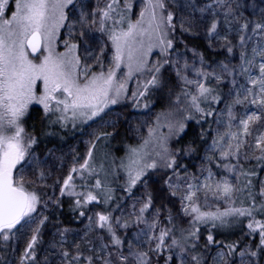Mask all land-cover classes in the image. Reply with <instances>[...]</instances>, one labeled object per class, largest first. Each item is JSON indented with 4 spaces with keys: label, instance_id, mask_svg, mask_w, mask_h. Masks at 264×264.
<instances>
[{
    "label": "snow or ice",
    "instance_id": "6c2138e0",
    "mask_svg": "<svg viewBox=\"0 0 264 264\" xmlns=\"http://www.w3.org/2000/svg\"><path fill=\"white\" fill-rule=\"evenodd\" d=\"M134 7L135 0H14V6L0 0V264H264V180L257 188L253 179L264 170V131H258L264 128V7L247 0H140L138 13ZM177 28L203 37L224 58L213 65L195 44L181 52ZM154 50L159 58L152 61ZM173 72L177 91L169 86ZM156 95L167 106L137 124V142L115 156L107 145L115 134L102 130L115 122L104 119L105 110L131 101L150 112ZM33 104L42 106L45 127L100 124L62 183H46L52 172L36 153L39 136L23 126ZM208 117L217 128L211 144L203 128L199 133L206 163L199 175L189 173L181 159L196 148L182 144L183 134L189 121ZM150 172L163 174L164 199L178 200V208L156 205ZM118 181L132 200L130 211L115 195ZM56 184L72 198L69 224L81 217L87 224L60 227L57 220L41 259L51 223L44 213L50 203L62 206L59 198L45 199L44 190ZM141 184L137 197L133 190ZM94 204L104 210L91 211ZM236 228L234 240L214 235ZM21 240L22 250L10 243Z\"/></svg>",
    "mask_w": 264,
    "mask_h": 264
},
{
    "label": "trees",
    "instance_id": "16d2710c",
    "mask_svg": "<svg viewBox=\"0 0 264 264\" xmlns=\"http://www.w3.org/2000/svg\"><path fill=\"white\" fill-rule=\"evenodd\" d=\"M170 2H171V0H170ZM201 2H203V0H201ZM247 2L249 4L256 3L257 5L264 7V4L261 3V0H247ZM139 3H140V0H135V7H134L135 13L139 12ZM251 11H252V9L249 8L246 15H248ZM257 11H258V9H257ZM132 19L135 20L136 15H133ZM175 38H176V48L179 49L181 52L184 51V45L185 44H187L189 48L193 47V45L195 44V45H198V51L204 52L209 63H213V65L216 61H219V60L224 58L223 50L218 49V47L216 48V50L208 48L207 42L203 39V37H200L198 39L193 38L188 33H184L183 35H181L179 28H177V31L175 32ZM154 52H156V50H154ZM186 55L191 56V52L186 53ZM153 56L157 57V59H158L159 58L158 52H156V54L152 55L151 57H153ZM169 72H170V69H168L166 66V70L164 72V75L166 78L169 76ZM169 86L173 87L174 91H177L179 89V84L175 79L174 72L171 73V80H170ZM166 95H167V89H165V91H164V96H166ZM152 98H154L153 100L156 101V103L154 104V107L157 110L159 108L163 107V103L167 102L166 99L161 98L159 95L153 96ZM38 112L40 113L41 110H39ZM33 116L35 118V122L30 124V128H32V130L40 131L38 134L40 145H49V146H53V147L62 149L63 146L65 148L69 143H71L72 140H74L76 138L77 135H79V131L70 130V128L60 129V128H56L57 126H54L55 128H46L44 123H42V121L39 120L40 116L38 113H37V116H35V115H33ZM210 122H212V119L210 117H208V122L201 121L200 123H197L195 120L188 122L189 126L186 129V133L183 134L182 144H187L188 142L192 141V142H194L193 147L196 148V151H194L193 153H191L189 155L184 156L181 159V163L187 166V170H192L193 168H195L196 163H198V162L203 163V159H204L205 151H206V146L200 140L199 133L201 132L202 128L205 130L206 134L204 136V141H206L207 144H209L211 137H212V134H213L212 133L213 128L209 127ZM211 126H212V123H211ZM113 132L114 133L120 132L121 134H123V138L125 140H129V136H128L129 130H126L124 128H119ZM43 133H48V134H43ZM51 133H55V134H51ZM174 146L176 147L179 145L174 144ZM117 152L119 155H122V149H119V150L117 149ZM55 159H57L56 156L52 160L49 158L48 159L49 163L47 165H45V167L50 168V170H52V172L53 171L57 172L59 170L57 168L61 164L60 162H59V164H57L58 162H55L54 161ZM64 162L67 163L66 158L64 159ZM64 162H62V163H64ZM250 164H255V161L245 162L246 167L250 166ZM213 167L216 169V171L219 174L223 173L222 169H217L215 166H213ZM169 175H171L170 172H169ZM160 178H155V177H150V179L146 178L148 181L149 188L155 193L156 205L159 206L161 204V202L163 201L169 207H172L173 203H174L176 205V207L178 208V206H179L178 200H174V201L170 202V201L164 199L165 192L161 188L163 177H160ZM253 179H254V183L257 184V188H258V182L260 180H264V170H258V175ZM78 181L79 180L77 179V183H79ZM119 183L120 182L118 181L117 183L114 184V188L116 190L115 195L118 198L123 197L125 199L126 204L129 206L126 208V211H130L131 210L130 205L132 203V200L127 198V195L119 187ZM133 191L135 193V196L138 197L144 191V187L138 185ZM59 199L62 202V206L59 208H56L54 206L53 209L47 214L51 217V223H49V225L43 231L44 243L41 245L40 249H38L41 259L46 254L44 252V249L49 247L50 243L52 242L53 236L56 233V229L52 225L55 224V222L57 220L61 221V223L59 225L60 227H73L76 229H83L84 225L87 224V222H86L87 219L85 217H81L78 220H75L73 223L69 224V220L73 216V213L70 211V208H69V204L72 202V198L68 197L67 195H64V196H61ZM220 206L222 208L223 204H221ZM89 208L91 209V211H99V210L102 211V210H104L102 206L95 205V204L89 205ZM91 211L89 212V214H91ZM81 221H83V223H81ZM182 223L184 224V226H186L187 221L185 220ZM245 223H246V221H245ZM201 231L203 233V236H202V240H203V238L207 235V231L205 230V228L203 226H201ZM239 234H240L239 228L232 229V230L224 229V230H220V232H218V233L214 232V235L216 236L217 239H224L226 241L236 239V237ZM83 235H84L83 231H80V236H83ZM56 239H59V237L56 236ZM68 239H69V241H71V239H72L71 234H69ZM77 239H78V237H77ZM10 243L13 244V246H16L18 244L19 248L21 250L24 246L23 240L18 241V242L17 241H10ZM8 257H9L10 261L14 262L15 254H13L11 252V250L8 251Z\"/></svg>",
    "mask_w": 264,
    "mask_h": 264
},
{
    "label": "rangeland",
    "instance_id": "374dc122",
    "mask_svg": "<svg viewBox=\"0 0 264 264\" xmlns=\"http://www.w3.org/2000/svg\"><path fill=\"white\" fill-rule=\"evenodd\" d=\"M92 2L94 4L95 0H92ZM10 4H12L14 6V0H10ZM64 32H66V30H62V33H64ZM97 35H99V34H97ZM64 38H65V36L62 34L60 37L61 41ZM58 50L63 51L62 43L60 44V47ZM81 54H83V49H81ZM110 55H111V53L109 52V53H107V55L104 58V62L106 65L108 63V56H110ZM187 56L189 57V60L191 62V56L190 55H187ZM151 59H152V61H155L157 59V57L153 56V57H151ZM88 62L92 63L93 61L89 60ZM94 70L98 71L99 68H94ZM135 87H136V79L134 78L133 80L129 81V88L133 89ZM152 99H154V98H152ZM155 103H156V101H154V104ZM166 106H167V102L163 103V107H161L157 110L153 105L151 111L149 112L148 110L143 109L142 107L141 108H132L131 107V101H125L122 104L111 105L110 110L106 109L105 111L108 112V115H106L104 117V119L107 121H110V122H115V127L108 126L106 128H103L102 130H105L108 132H113L119 128H124L126 130H129V133H128L129 140H125L123 138V134H121L120 132H116V133L113 132L115 134L114 138H110V140L107 142V145H108V147L111 148L114 155L115 156H123L125 153V146L128 144H134L137 142V134L134 131L135 126L143 120H146V119L150 120L155 115V113L157 111H160L162 108H164ZM223 106L224 105L222 103L218 104V105H214V107L217 109L223 108ZM39 110H41L40 113L38 112ZM237 111L242 112L243 109L238 108ZM37 113L40 116L39 120H41L42 123H44V125H46L47 121L42 120V117L44 115L42 106L33 104V105H30L29 111L26 114V116L24 117L23 126L25 127L26 131L33 132L34 134L38 135L40 131L32 130V128H30V124L35 122V118L33 115L37 116ZM210 118L213 121L214 117H210ZM211 127L213 128V131H212V133H213L212 136H213L215 134L214 130L217 128V125L215 123H212ZM46 128H55V127L52 126V127H46ZM56 128H59V126H57ZM68 128H70V130L79 131V135H77L76 138L74 140H72L71 143H69L65 148L63 146L62 149H59V148H56L53 146L40 145V144H38V146H36V149H35L36 153L40 156L41 160H46L47 164H48L49 163L48 159L50 158L52 160L56 156L58 160L55 159L54 161L58 162L57 164H59V162L61 163L57 168V169H59L57 172H54V171L52 172V170H51L52 175L46 181V183L48 185H53L54 181H56L57 178H59L60 182L62 183L63 178L67 175L69 168L73 164V157L76 156L77 154L80 157L84 156V154L87 152V149H88V145L85 142L91 138L89 134L93 131V129L100 130V124L99 123L91 124V127L84 126L83 128H80V127L72 128L71 126H69ZM258 131H264V128H261ZM249 139L251 140V138H249ZM211 140H212V137H211ZM211 140H210L209 144H211ZM117 149L118 150L122 149V155L118 154ZM65 158L67 159V163L64 162ZM62 162H64V163H62ZM80 162L81 163L83 162L82 159L80 160ZM205 163H206V161L203 159V163L198 162V163H196L195 168H193L192 170H187V171L189 173H196L197 175H199L198 169L200 168V166L202 164H205ZM213 171L218 173L214 167H213ZM181 174H183V173H181ZM150 177L160 178V177H163V174L150 172L146 178L150 179ZM77 179L79 180V178H77ZM201 179H202V177H201ZM78 182H80V181H78ZM162 183H163V179H162ZM140 186H143V185L141 184ZM113 187H114V184H113ZM44 191L46 192V196L44 197L45 199H47L48 197H52L53 199L61 197L59 184H56L54 187H49V188L45 189ZM201 201H203V197L201 198ZM209 203L212 204L214 207L217 202L212 200L211 196H209ZM53 207H54V205L50 203L47 211H45L44 214L47 215L53 209ZM99 211H101V210H99Z\"/></svg>",
    "mask_w": 264,
    "mask_h": 264
}]
</instances>
